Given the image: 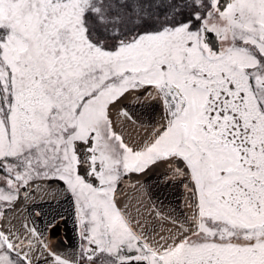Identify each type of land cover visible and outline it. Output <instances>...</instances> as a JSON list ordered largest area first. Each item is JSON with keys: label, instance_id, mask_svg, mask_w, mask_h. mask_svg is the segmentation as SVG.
Instances as JSON below:
<instances>
[{"label": "snow or ice", "instance_id": "obj_1", "mask_svg": "<svg viewBox=\"0 0 264 264\" xmlns=\"http://www.w3.org/2000/svg\"><path fill=\"white\" fill-rule=\"evenodd\" d=\"M0 182V264H264V0H0Z\"/></svg>", "mask_w": 264, "mask_h": 264}, {"label": "flooded vegetation", "instance_id": "obj_2", "mask_svg": "<svg viewBox=\"0 0 264 264\" xmlns=\"http://www.w3.org/2000/svg\"><path fill=\"white\" fill-rule=\"evenodd\" d=\"M0 186H2V182H0ZM63 210L65 211V215L69 216V227L68 228H63L61 230H59V237L57 239H64L65 233L67 234V236H73L75 237V233L72 231L71 229V206L69 205L68 208H64Z\"/></svg>", "mask_w": 264, "mask_h": 264}, {"label": "water", "instance_id": "obj_3", "mask_svg": "<svg viewBox=\"0 0 264 264\" xmlns=\"http://www.w3.org/2000/svg\"><path fill=\"white\" fill-rule=\"evenodd\" d=\"M68 206H69V204H67V203H65V204L63 205L64 208H68ZM68 238H69L70 243L75 244L76 238H74L73 236H71V237L68 236ZM68 250H69V251H72L73 249L70 247Z\"/></svg>", "mask_w": 264, "mask_h": 264}]
</instances>
